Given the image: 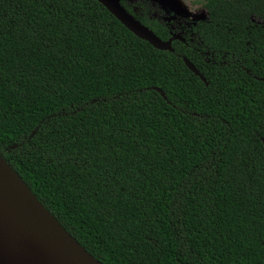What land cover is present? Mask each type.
<instances>
[{
    "label": "trees",
    "instance_id": "16d2710c",
    "mask_svg": "<svg viewBox=\"0 0 264 264\" xmlns=\"http://www.w3.org/2000/svg\"><path fill=\"white\" fill-rule=\"evenodd\" d=\"M121 4L185 42L96 0H0V155L101 264H264V0L171 24Z\"/></svg>",
    "mask_w": 264,
    "mask_h": 264
},
{
    "label": "water",
    "instance_id": "95a60500",
    "mask_svg": "<svg viewBox=\"0 0 264 264\" xmlns=\"http://www.w3.org/2000/svg\"><path fill=\"white\" fill-rule=\"evenodd\" d=\"M96 1L131 33L156 50L173 53L174 41L185 42L179 35H173L171 40L163 42L131 16L121 0ZM175 20L176 17L164 18L168 24ZM184 61L207 84L200 72L187 59ZM261 81L264 82V79ZM157 92L166 99L160 90ZM0 264H101L63 229L1 155Z\"/></svg>",
    "mask_w": 264,
    "mask_h": 264
},
{
    "label": "rangeland",
    "instance_id": "374dc122",
    "mask_svg": "<svg viewBox=\"0 0 264 264\" xmlns=\"http://www.w3.org/2000/svg\"><path fill=\"white\" fill-rule=\"evenodd\" d=\"M204 1L205 0H150L156 7L163 9L168 17H176L174 22L181 19L194 22L206 19L207 11L203 7Z\"/></svg>",
    "mask_w": 264,
    "mask_h": 264
},
{
    "label": "bare ground",
    "instance_id": "6f19581e",
    "mask_svg": "<svg viewBox=\"0 0 264 264\" xmlns=\"http://www.w3.org/2000/svg\"><path fill=\"white\" fill-rule=\"evenodd\" d=\"M3 185V184H2Z\"/></svg>",
    "mask_w": 264,
    "mask_h": 264
}]
</instances>
